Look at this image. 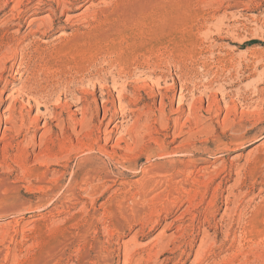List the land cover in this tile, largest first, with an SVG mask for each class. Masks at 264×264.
Here are the masks:
<instances>
[{
	"label": "rangeland",
	"instance_id": "rangeland-1",
	"mask_svg": "<svg viewBox=\"0 0 264 264\" xmlns=\"http://www.w3.org/2000/svg\"><path fill=\"white\" fill-rule=\"evenodd\" d=\"M0 264H264V0H0Z\"/></svg>",
	"mask_w": 264,
	"mask_h": 264
},
{
	"label": "bare ground",
	"instance_id": "bare-ground-1",
	"mask_svg": "<svg viewBox=\"0 0 264 264\" xmlns=\"http://www.w3.org/2000/svg\"><path fill=\"white\" fill-rule=\"evenodd\" d=\"M72 3V2H71Z\"/></svg>",
	"mask_w": 264,
	"mask_h": 264
}]
</instances>
